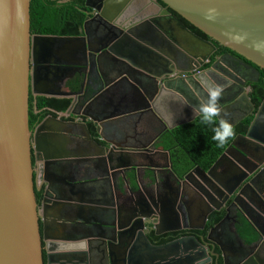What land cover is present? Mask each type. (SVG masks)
<instances>
[{"label":"water","instance_id":"water-1","mask_svg":"<svg viewBox=\"0 0 264 264\" xmlns=\"http://www.w3.org/2000/svg\"><path fill=\"white\" fill-rule=\"evenodd\" d=\"M88 1L80 35L66 37L30 33V0H0V264H113V259L116 264H212V258L213 264L219 260L264 264V99L254 112L246 92L247 84L256 83L259 70L264 71V0H99L96 6ZM178 17L208 40L189 31ZM95 21L106 31L105 42L96 51L85 39V27ZM69 41L81 44L84 55L75 66L76 79L69 78L77 82L78 90L59 94L70 97L67 111L76 105L81 109L89 91L94 101L114 81L127 86L135 104L133 114L139 116H156L153 102L162 94L178 98L193 115L171 130L199 116L197 109L208 96L206 85H212L223 87L218 119L232 127L249 116L252 121L209 170L194 167L177 177L167 153L154 147L155 140L150 147L116 145L106 136L108 119L92 118L94 135L104 145L95 142L84 126L86 136L101 149L99 156L106 155L104 162H117L109 173L122 177L125 202L120 206L115 201L117 211L109 222L94 220L97 223L87 224L84 233L75 231L70 240L58 241L48 236L46 219L39 221L31 145L43 123L56 119H44L31 131L28 110L30 97L36 104V97L48 94L38 90L41 82L65 69L66 63L52 60L53 47ZM133 43L153 49L147 65L119 55ZM215 44L234 55L213 58ZM101 55L112 58L101 62ZM224 112L237 115L226 119ZM35 151V160L46 162L37 142ZM159 157L166 159L164 166L155 163ZM145 160L152 161L146 165ZM143 168L148 170L144 176L148 192L140 184ZM161 172L175 181L166 184V191L167 179L161 181ZM50 193L47 187L44 207L50 204ZM223 209L221 222L233 210L236 218L252 226L255 240L248 246L260 244L258 250L239 257L225 254L215 241V228L205 230L212 213ZM196 219L198 227L191 224ZM175 236L179 237L160 243Z\"/></svg>","mask_w":264,"mask_h":264},{"label":"crops","instance_id":"crops-1","mask_svg":"<svg viewBox=\"0 0 264 264\" xmlns=\"http://www.w3.org/2000/svg\"><path fill=\"white\" fill-rule=\"evenodd\" d=\"M85 29V35L87 36L85 39L88 40V47L95 51L101 49L106 36L103 26L95 21L89 23ZM81 36L84 37V34L81 33ZM53 51L54 57L52 60L66 63L63 66L65 71L53 72L49 75V81L41 82L38 90L48 94H40L35 99H67L70 101V97L60 96L59 94H69L78 90L74 89L76 88V82L69 80V78L74 77L76 79L77 77L75 66L83 59L82 46L74 41L61 42L59 46L55 45L53 47ZM118 53L133 62L141 61L145 65L155 55L153 49L141 47L134 43L131 48L121 49ZM107 58H112V56L106 55L105 58L102 56L100 61L102 62ZM113 58L120 61L117 57ZM248 89L246 92H249ZM129 95L130 91L125 84H117L112 81L107 89L99 92L94 101L95 95H92V91H89L88 100L86 98V102L82 103L81 109L80 105H76V108L69 111L58 112L49 108L37 109L34 107L35 114L40 112L47 114L43 120L50 117L56 119L55 122L47 121L43 123L38 135L36 136L35 133L31 137L35 192L40 194L37 201L39 205L38 216L40 222L46 219L48 224L47 234L50 238L58 241L70 240L72 236H75V231L81 234L84 233L83 228H86L87 224L107 223L116 214L115 201L120 206L125 202L126 195L123 192L122 177L119 175L114 177L113 174L109 173V168H113L117 162L114 159L111 164L107 161L104 162L106 155L99 156L98 154L102 153L101 149L94 147L86 136L85 128L89 130L90 136L95 142L104 145L103 141L94 135L92 118L102 117L108 119L107 122H104L110 124L106 136L116 145L150 147L152 140H155L153 145L156 150L166 152L170 162L168 152L160 148L162 135L176 124L189 120L193 115L192 111L187 109L178 98L162 94L160 97L158 96L159 98L156 97L157 99L153 102L156 116L150 113L139 116L133 114L135 104H133ZM232 96L234 95L232 94ZM228 98L229 96H227ZM240 107L242 108V106ZM244 107L246 112V104L243 105ZM223 114L226 119L234 118L237 115L236 112H224ZM58 121H62V124ZM36 142L39 143L41 149L39 155L42 159H47L46 166L44 165L46 162L43 160L41 162L35 160ZM150 161L152 160H145V164L147 165ZM166 162L163 157L155 160L158 166H164ZM147 172V168L142 169L140 184L148 192L149 189L144 180ZM107 173L109 177H107ZM159 178L162 182H165L163 181L164 178L167 179L165 191L166 184L169 186L175 184L168 172H161ZM47 187L51 189L50 204L44 207L41 201ZM129 187L130 189L135 188L133 181L129 182ZM149 193L151 192L149 191ZM64 215L67 217L63 221ZM94 220H97V222H93ZM232 220L234 222V219L231 218ZM76 226H78V229ZM232 227H234V223H231V228L228 227L229 231H233ZM234 229L237 231L236 225ZM244 243L245 250H247L246 254L258 250L260 246V244L248 246V243ZM241 246L244 248L242 244ZM227 253L235 254L233 250H228ZM113 264H116L114 259Z\"/></svg>","mask_w":264,"mask_h":264},{"label":"trees","instance_id":"trees-1","mask_svg":"<svg viewBox=\"0 0 264 264\" xmlns=\"http://www.w3.org/2000/svg\"><path fill=\"white\" fill-rule=\"evenodd\" d=\"M85 0H68L64 4H59L58 0H30V33L38 35H57V36H78L79 31L85 20L82 14L84 11ZM179 18V17H178ZM180 19V18H179ZM189 31L204 40H208L201 32L180 19ZM217 51L214 57L229 53L228 50L215 44ZM205 67H208L206 65ZM77 88V82L75 83ZM248 98L254 106V112L259 108L264 99V71L259 70V78L256 83L249 85ZM70 105L67 99H37L29 98L28 125L32 131L47 115L45 112L35 114L34 107L37 109L49 108L58 112H65ZM252 116L233 127L234 132L230 139L223 145L218 146L212 139L213 125L202 123L200 116H197L192 122L175 127L164 132L161 138V149L167 151L170 157L171 168L177 177L184 176L194 167L207 171L216 160L222 155L226 148L231 144L236 136L245 135ZM218 122V121H217ZM40 194L35 192V198L38 201ZM225 213L214 212L206 223L205 230L210 229L214 224L220 222ZM237 233L244 242L251 244L255 240V233L252 226L243 219H239L236 224ZM195 234V232H190ZM182 233L181 235H186ZM175 237H168L160 240V243H167L174 240Z\"/></svg>","mask_w":264,"mask_h":264},{"label":"flooded vegetation","instance_id":"flooded-vegetation-1","mask_svg":"<svg viewBox=\"0 0 264 264\" xmlns=\"http://www.w3.org/2000/svg\"><path fill=\"white\" fill-rule=\"evenodd\" d=\"M98 1L99 0H89L88 1V5L89 6H96L98 4ZM66 2H68V0H65V1L58 0V3L59 4H64ZM83 6H84V11L81 10L82 11V14H83V12H85L87 10L85 8V2L83 4ZM227 54H229V53H225V54H222V55H219V56H225ZM252 74L253 73L250 72V76H252ZM252 79H254V78H252ZM247 86H249V84H247ZM177 207H179V209L181 210L180 213L181 212H184V208H183V206H182L181 203H178L177 204ZM220 212H224L226 214L225 209L221 210ZM229 212L230 213H229V217H228L227 220H224L223 222H221L223 220L222 219L220 221L221 223L218 222V223L214 224L210 229L215 228V236H214L215 241H217V242H219L221 244L220 246L223 248V251L225 252L226 255H228L229 257H233L234 254L227 253L228 250H233L234 253H235V255L239 257L240 255L241 256L242 255H245V253L247 252V250H245L246 249L245 248L246 247L245 246V243H243L244 241L243 242L241 241V237L239 238L237 236V234H236L237 231L234 229L235 228V225L239 222V219H241V218L240 217L236 218L235 211L231 210ZM224 217H225V215H224ZM231 218L234 219V222H233V220L231 221ZM227 221H229V222H227ZM226 222H227V224L229 223L228 224V227H230V228H231V223H234V227H232L233 228V231H229V228L227 227V224L225 225ZM191 224L194 227H198L199 226V223H198L197 219H196V221L192 222ZM224 225H225V227H224ZM218 228H220V229H218ZM233 233H234V236H233ZM240 243L243 245L244 248H242V246H241ZM208 249H209V251H211L210 248H208ZM214 253L219 254V250L216 249ZM213 261H215V259L212 258V264H213ZM219 264H221V261L220 260H219Z\"/></svg>","mask_w":264,"mask_h":264},{"label":"clouds","instance_id":"clouds-1","mask_svg":"<svg viewBox=\"0 0 264 264\" xmlns=\"http://www.w3.org/2000/svg\"><path fill=\"white\" fill-rule=\"evenodd\" d=\"M208 88V96L204 103L200 104L197 112L202 123L206 125H213L212 139L218 146H223L233 135L234 129L231 123L224 119H218L219 107L218 101L222 95V86L206 85ZM218 121V122H217Z\"/></svg>","mask_w":264,"mask_h":264},{"label":"rangeland","instance_id":"rangeland-1","mask_svg":"<svg viewBox=\"0 0 264 264\" xmlns=\"http://www.w3.org/2000/svg\"><path fill=\"white\" fill-rule=\"evenodd\" d=\"M60 1H62V0H60ZM63 1H65V0H63Z\"/></svg>","mask_w":264,"mask_h":264}]
</instances>
